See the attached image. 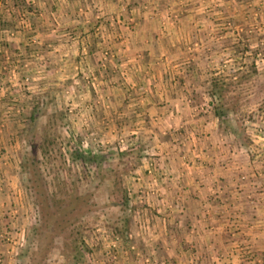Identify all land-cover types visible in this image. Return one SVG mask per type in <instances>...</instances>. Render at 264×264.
Masks as SVG:
<instances>
[{
  "label": "rangeland",
  "instance_id": "obj_1",
  "mask_svg": "<svg viewBox=\"0 0 264 264\" xmlns=\"http://www.w3.org/2000/svg\"><path fill=\"white\" fill-rule=\"evenodd\" d=\"M25 1L29 6L25 5L20 14L23 10L34 14L39 13L38 9L32 8L33 2L31 0ZM140 1L142 8H144L141 10H144L149 18L160 24L163 30L175 27L176 32L179 28L186 30L194 26L190 24L179 26L182 24L179 23L182 17L188 15L187 8H184V0L175 1L177 6L175 8V21H173L172 8L165 6L163 0ZM251 1L245 0L243 3L246 5ZM133 5L138 7L139 2ZM141 10L138 8L130 10L129 7L120 9V15H122L119 16L121 20L118 24H121L124 28V35L120 32L119 35L118 25L115 23L117 20L111 17L113 15L111 10L103 8L74 9L72 18L80 26L68 30L66 34L67 48L76 51L83 49L90 54V51L99 49L98 44L102 45L99 60L104 67L108 62L114 60L113 50L110 46L111 40H106L105 37L101 40L100 37L105 32L108 36L111 34L112 36H117V34L123 36L119 39L120 42L113 41V45L124 50L122 48L124 42L121 41L125 40V36L134 35L135 31L138 30L137 15L133 13ZM237 11V8L231 9L228 7L223 9L219 0L202 2V8L197 14L194 27L198 31L200 29L204 30L207 39L204 43L207 44L202 47V43L196 42L195 44L192 43L190 47H186V49L187 52H193V48L200 50L201 57L208 58L210 66L206 67L205 72L200 74V81H198L200 89L195 94L200 97L199 102L190 106H192L195 114L208 120L207 123L211 132L215 131V127L216 130H219L223 136V144L228 149L237 151L248 159L246 169H238L233 176H235L236 182H239L238 184L245 185L250 190L249 193L252 192L248 199L252 198L249 203L254 208L258 205V197L264 196V26L259 25L260 14L256 17L254 15L256 11L247 13V10L243 11L246 14L241 13L242 16L248 19L250 14L252 17L249 18H253L255 21L248 19L249 23L245 27L237 26L235 21L232 20L233 17L240 15V12ZM123 15H126L125 19H123ZM81 16L86 17V19L83 21L80 18ZM20 17L23 18L22 15ZM25 21L27 23L28 19ZM185 21L187 22V20ZM70 23L68 22V26ZM2 27L15 28L10 23H3ZM76 29L79 30L81 35L71 33V30L75 31ZM85 35L87 38L86 42L83 43ZM89 35H92L95 41L100 38L99 43L93 44ZM145 43L149 45L150 42ZM71 72L72 70H69L66 73L64 77L66 80H61L63 79L62 74L52 71L46 79L44 78L46 85H42L40 88L37 87L36 93L29 92L33 89H27L29 86L24 87V83L21 90H19L21 94H26L23 106L28 109L26 117L23 116L22 110L17 113V119L21 121H19L20 125L18 123L20 128L19 138H15L20 142V146L19 152L16 154L19 169L14 174L18 173L20 178L22 189L20 207L23 208L12 207L9 211L10 217L6 216L7 226L9 224L14 225L15 232L12 237L11 235L8 236L9 240H5L4 234L2 235L3 238L0 237V243L3 240L7 245L12 246L4 251V254H0V264H32V260L23 257L24 250L30 246L31 229L37 221L41 222L45 212L49 214L52 212L46 194L50 193L53 180L57 176L60 180L65 178L64 173L61 171L59 175H56L59 166H63L60 156L61 152L64 153L58 145L52 146L50 150L45 149L42 153L41 150L39 151V162H35L36 166L32 169L36 180L34 192L29 189L28 177L23 175L20 169L21 153L26 148L31 150V147L26 143L27 131L32 125L31 117L35 107L43 100L48 104L47 114L42 119L41 124L44 136L56 135L61 125L67 122L69 133L71 132L77 142L88 151L116 153L117 151L126 152L140 146L145 152L143 161L133 163L132 169L127 168V173L123 176V184L132 197L128 237L117 234L103 221L102 217H98V213H91L88 220L83 224L82 231L90 249L86 264H264V260H231V251L228 250L230 247L221 250L214 249L211 245L207 246L205 235L209 236L211 233L205 234L201 227L199 233L191 232V227L186 225L187 218L182 213V227L184 230L188 229L186 236H189V239L194 237L195 240L189 243L187 249L183 248L182 242H178V238L183 239L185 234L180 231L175 232L178 230L179 221L174 218L175 202L166 198L167 195H165V192H167L165 188L170 185L171 179L169 172L171 169L166 165L169 163L168 159L173 160L175 155L182 157L185 147L194 148L193 144L196 143V140H202L199 134H202L203 138H208L209 133L199 132L197 134L194 131L191 133L184 124L175 128V131L166 129L158 131L157 129L159 135H161L157 139V144L160 143L159 145L162 148L164 147L160 150L156 146L157 144L154 146L152 139L143 133L144 131L134 130V128H138L139 122L135 126L132 125L134 131L131 133L127 131L130 122L123 119L122 115L112 113V117L111 115L110 117L113 120L107 119V113L104 114L103 112L109 110V108L107 103H102L104 97L101 94L102 90L97 88V85H95L96 89L93 90L88 85L81 86L77 83L80 81L87 84L90 82L91 84L95 82L93 79L97 81L95 74L90 71H83L82 74L80 70H75V74ZM184 75L187 77L183 80L181 78V82L191 79L189 73L185 72ZM178 76L180 75L175 74V84L179 83ZM124 77H126L125 71L117 73L113 79L115 78L114 82H122ZM194 79L197 78L194 77ZM220 83L233 84L235 90L239 93L240 110L236 117L231 116L229 126L215 115V103L212 99L213 85ZM184 93L186 94V91ZM259 108H263L262 116L257 112ZM100 113L102 114L100 115ZM157 125L159 124L157 123ZM213 125H215L214 128ZM242 125L246 129L247 146L240 148L233 137L232 130ZM147 126L149 130L150 125ZM4 127L5 124L1 122L0 134ZM226 154L224 161L227 164L233 162L232 152L229 154L226 152ZM3 156L4 153L0 150V160ZM236 182L233 180V183ZM4 184L0 185L1 195L5 192ZM217 191L214 190L213 197L216 196ZM253 194L258 197L253 196ZM24 215L28 224L24 226L26 228L19 229L18 224ZM201 224H205L203 220ZM162 232L163 234H161ZM238 236V232H228L225 235L228 240L232 238L234 242L237 241ZM234 255L235 252H233ZM57 258V256L50 257L42 264H59L60 260H57Z\"/></svg>",
  "mask_w": 264,
  "mask_h": 264
},
{
  "label": "crops",
  "instance_id": "obj_2",
  "mask_svg": "<svg viewBox=\"0 0 264 264\" xmlns=\"http://www.w3.org/2000/svg\"><path fill=\"white\" fill-rule=\"evenodd\" d=\"M31 1L32 8L38 9V14L24 10L20 14L21 9L28 5L25 0H0V123L5 124L0 134V150L4 153L0 160V185L5 183L4 194L0 193V235L4 234L5 240H9L10 235L12 237L15 226L12 224L7 226L6 216L12 207L23 208L20 207L22 199L20 178L18 173L14 174L19 169L16 154L20 146V142L15 138H19L18 123L21 121L17 119V113L22 110L23 116L26 117L28 109L23 106L26 94H21L19 90L24 83V87L29 86L27 89H33L29 92L36 93L37 87L46 85L45 79L52 71L61 73L63 77L61 80H66L64 77L69 70H72L71 73L80 70L82 74L83 71H90L96 75L97 81L93 79L95 82L91 84L80 81L77 83L81 86L88 85L93 90L97 85V88L102 90L101 94L104 96L102 103H107L109 108L103 112L107 113V119H111L112 113L122 115L123 119L130 122L128 129L126 128L128 132L144 131L143 133L152 139L154 146L158 137H161L158 131L161 129L175 131V128L182 124L187 126L191 133L193 131L197 134L209 133L208 138H203L202 134H199L202 140H196L194 148L185 147L182 157L175 155L173 160L168 159L169 163L166 165L171 169L168 170L171 179L170 185L165 188L167 190L165 195L175 202L174 218L179 221L178 230L175 232L185 234L183 239L178 238V242L183 243V248L187 249L189 243L195 239L186 236L188 229L184 230L182 227L181 213L187 218L186 225L191 227V232L199 233L201 227L205 234L211 233L209 236L205 235L207 246L211 245L212 248L221 250L230 247L228 250L231 251V260H264V196L258 197L253 194L259 198V202L252 208L249 203L252 198L248 199L252 192L249 193L250 190L245 185L238 184L233 176L238 169H246L248 159L237 151L228 149L223 144V136L219 130L215 127V131L211 132L208 120L195 114L190 106L199 102L200 97L195 94L200 89L198 82L200 74L204 73L210 64L208 58L201 57L200 50L193 48V52H187L186 47L196 42L202 43V47L207 44L204 43L207 41L204 30L198 31L194 26L202 2L209 0H184V8H187L188 15L182 17L179 22L182 24L178 25L194 26L186 30L179 28L176 32L175 27L163 30L160 24L149 18L147 13L141 10L144 8L140 0ZM175 1L163 0L165 6L172 8L173 21L177 8ZM219 1L223 9L237 8V12H240V15L232 18L237 26L245 27L249 23L248 19L254 20L249 18L252 17L250 14L248 19L242 16L241 13L246 14L243 12L246 10L247 13L256 11L255 16L260 14L259 25L264 26V1L252 0L246 5L243 3L245 0ZM138 2V7L133 5ZM126 7L130 10L138 8L141 11L133 13L137 15L138 30L134 35L125 36V40L121 41L124 42L122 44L124 50H121L113 45V41L120 42L119 39L123 37L119 36L120 33L124 35V28L118 22L121 20L119 16L122 15L120 9ZM83 8L111 10L113 12L111 17L117 20L115 23L118 25L119 35L108 36L105 32L100 37L101 40L104 37L111 40L110 46L113 50L114 60L104 67L99 60L102 45L98 44L99 49L90 51V54L83 49L76 51L67 48L68 30L79 25L72 18L74 9ZM20 15L23 18L27 15V18L23 19ZM80 18L83 21L86 19L84 16ZM125 18L126 15L123 19ZM27 19L28 24L25 21ZM68 22H71L69 26ZM3 23H10L15 28H3ZM78 29L71 30V33L81 35ZM89 37L93 44L100 41V38L95 41L92 35ZM147 41L150 42L149 45H146ZM123 71L126 76L123 81L114 82L113 77ZM185 72L189 73L191 79L181 82V78L183 80L187 77L184 75ZM175 74L180 75L178 84H175ZM26 78H29L31 83L26 82ZM137 122L139 126L133 130L132 125H137ZM147 125H150L149 130ZM159 144L156 146L160 150L163 149L164 147ZM226 152L228 154L232 152L234 158L229 164L224 161ZM233 180L236 183H233ZM214 190H218L215 197ZM255 197L253 198L256 200ZM202 220L205 223L203 225ZM26 224L28 221L24 215L18 228H26L24 227ZM228 232H238L236 242L225 237ZM1 241L0 254H4V251L12 246Z\"/></svg>",
  "mask_w": 264,
  "mask_h": 264
},
{
  "label": "trees",
  "instance_id": "obj_3",
  "mask_svg": "<svg viewBox=\"0 0 264 264\" xmlns=\"http://www.w3.org/2000/svg\"><path fill=\"white\" fill-rule=\"evenodd\" d=\"M86 38L85 35L83 43ZM238 94L233 84L213 85L215 115L228 126L231 116L236 117L240 110ZM47 107L43 100L34 109L32 125L26 135L31 150L26 148L21 153L20 169L28 177L29 189L34 192L36 180L32 169L38 161L39 151L42 153L58 145L64 153L61 152L60 156L63 166H59L56 175L61 171L65 178L60 180L57 176L53 180L52 189L46 194L52 212H45L41 222L33 225L30 246L24 250L23 257L32 260V264H42L54 256L60 260L59 264H86L90 249L82 231L91 213H98V217H102L117 234L128 237L132 197L123 184V176L133 163L143 161L145 152L140 146L116 153L88 151L69 133L67 122L61 125L56 135L44 136L41 124ZM257 112L262 116L263 108ZM245 132L243 125L232 130L240 148L247 146Z\"/></svg>",
  "mask_w": 264,
  "mask_h": 264
},
{
  "label": "built area",
  "instance_id": "obj_4",
  "mask_svg": "<svg viewBox=\"0 0 264 264\" xmlns=\"http://www.w3.org/2000/svg\"><path fill=\"white\" fill-rule=\"evenodd\" d=\"M29 80H30L29 78H26V80H25V81H26V82H29ZM1 192H2V190L0 189V193H1ZM7 215H8V217H10V215H9V212H8V214H7ZM0 237H1V238H3V237H2V235H0ZM21 245H22V244H21Z\"/></svg>",
  "mask_w": 264,
  "mask_h": 264
}]
</instances>
